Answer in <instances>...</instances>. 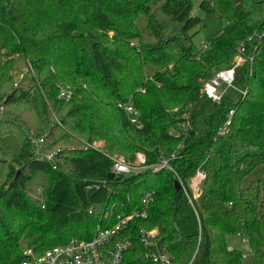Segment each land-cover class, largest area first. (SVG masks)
<instances>
[{
  "label": "trees",
  "instance_id": "1",
  "mask_svg": "<svg viewBox=\"0 0 264 264\" xmlns=\"http://www.w3.org/2000/svg\"><path fill=\"white\" fill-rule=\"evenodd\" d=\"M160 1L179 25L174 35L152 13ZM192 1L0 0V138L14 135L20 146L8 167L12 186L0 188V264H19L25 249L41 255L72 238L89 239L138 210L147 193V218L132 220L123 233L133 243L128 264H147L141 227L159 230L160 247L175 264L193 257L195 264H264V195L254 184L241 187L264 163V40L249 47L252 61L238 71L235 84L247 93L223 135L217 130L231 102L214 104L201 94L207 79L231 67L237 43L264 26V0H201L221 26L202 52L189 34L200 22ZM140 15L147 17V43L140 41ZM19 61L30 71L13 86ZM61 89L73 93L71 100L58 99ZM128 98L139 128L116 107ZM18 105L23 110L4 113ZM183 115L192 128L170 134ZM40 137L41 152L60 137L68 142L57 149L55 169L35 152L32 140ZM138 153L144 171L111 172L114 157L132 161ZM161 160L186 186L197 171L205 174L196 197L175 190L171 171H152ZM38 172L47 179L43 205L25 191ZM239 223L251 253L246 261L226 243Z\"/></svg>",
  "mask_w": 264,
  "mask_h": 264
},
{
  "label": "built area",
  "instance_id": "2",
  "mask_svg": "<svg viewBox=\"0 0 264 264\" xmlns=\"http://www.w3.org/2000/svg\"><path fill=\"white\" fill-rule=\"evenodd\" d=\"M260 40H264V26L255 30L244 40L238 42L234 62L231 67L217 71L207 79L201 87L202 96L212 103L220 104L223 99H228L231 102L225 121L217 130L218 135H223L228 131L231 118L235 112V105L237 104L238 97H244L247 93L246 88L242 89L237 86L235 82L240 68L246 62L252 61V55L248 53L249 47L256 46V43ZM206 48L207 45L202 46L200 48L201 52ZM26 69V71L23 70L24 73L22 72L20 75L21 78L28 75L30 68ZM19 83L18 79V83H15V86H18ZM140 91L144 93L143 90ZM72 95L73 93L71 91L61 89L58 93V99L68 102L71 100ZM116 107L124 112L130 124L137 128L140 127L138 123L139 113L131 98L118 103ZM192 126L190 116L183 115L181 120L169 129V133L180 136L182 132L191 129ZM32 141L36 154H38L40 158L46 160L52 168L55 169L57 166L58 150L51 152L45 150L41 152V148L45 145L44 138H33ZM80 146L86 149V146ZM87 147L93 148L91 145H87ZM145 163V157L140 153L136 154L133 161H126L123 158L114 157L111 172L115 175L124 176L138 174L145 170ZM150 168L153 172L167 169L175 174L172 168L169 167L167 160H161ZM204 179L205 174L201 171H197L186 186L184 181L179 179L177 175L174 177V180H176L181 187V192L188 198L189 191H191L195 197L197 196V192ZM151 200V194H145L141 199L138 210H134L128 215L117 216L115 223L110 226L105 228L98 227L94 235L89 239L72 238L65 245L49 248L41 255H37L28 250L25 258L19 264H128L127 259L129 256L127 257V255L132 250L133 243L130 239H126L127 237H123V233H125V229L132 220L147 218ZM119 235L122 237H119ZM138 236L140 243L145 249L143 256L144 259L147 260V264H175L171 255L160 247V233L157 228L146 229L141 227ZM242 259L246 261V258L243 256ZM194 260L195 257H193L188 264H195Z\"/></svg>",
  "mask_w": 264,
  "mask_h": 264
},
{
  "label": "rangeland",
  "instance_id": "3",
  "mask_svg": "<svg viewBox=\"0 0 264 264\" xmlns=\"http://www.w3.org/2000/svg\"><path fill=\"white\" fill-rule=\"evenodd\" d=\"M237 1L238 0H231L232 3H237ZM200 2L201 0L192 1V15L197 17L200 20V22L196 27H194L189 32V34L192 35V43L196 49H200L202 46L208 45L210 39L215 37L221 29V26L216 16L210 15L206 13L204 10H202L199 6ZM162 3L163 2L160 1L156 5H154L152 7V13L157 19V21L166 28L167 34L174 35L179 32V25L176 22H172L166 15L163 14L161 10ZM137 24L142 32L140 41L142 43L150 42L152 39L149 38V33L144 30L147 24V17L145 15L138 16ZM26 68H27V63L23 61H19L16 67L10 72V76L11 78H13V81H14L13 86H15V83H18V79H19V82L21 83L28 76L27 75L22 78L20 77L23 70H25ZM145 70H146V74L149 75L153 73V71L155 70V67L146 66ZM32 75H33V72H32ZM20 83L18 84V86L20 85ZM7 88L8 89L10 88V84L8 85ZM20 109L23 110V107H21V105H18L17 107L16 106L10 107L4 113H8L10 115V113H13V111L17 112ZM262 140L264 141V132L262 134ZM67 145H68V142L63 140V138L60 137L54 142H51V147L47 151L51 152V151L66 147ZM19 152H20V146H19V142L16 136L11 135L8 137L0 138V188L7 187L6 185L8 184L7 182L8 167L9 165L13 166L14 163H13L12 158L14 156H17ZM261 181L264 182V163L257 166L242 180L241 187L246 188L250 186L251 184H254L255 187L259 190V192H261V195H264V187L262 188L258 184ZM10 184L11 183H9L8 185ZM46 188H47V179L42 173L38 172L35 174V177L33 178V180L27 183V189L25 191L32 200L37 202L39 205H43L45 202ZM245 239L246 237L244 233V227L242 223H239L237 227V232L233 235L228 236L226 239V243L230 249L239 250L242 256L245 257L247 260H249L251 253H250L249 246L246 243ZM23 246L25 247L24 244ZM26 250H29V249H25V251Z\"/></svg>",
  "mask_w": 264,
  "mask_h": 264
},
{
  "label": "water",
  "instance_id": "4",
  "mask_svg": "<svg viewBox=\"0 0 264 264\" xmlns=\"http://www.w3.org/2000/svg\"><path fill=\"white\" fill-rule=\"evenodd\" d=\"M12 186V184H10V187ZM174 186H175V190L177 192H181V187L180 185L178 184V182L176 180H174Z\"/></svg>",
  "mask_w": 264,
  "mask_h": 264
}]
</instances>
